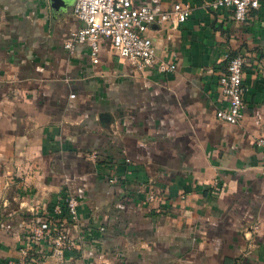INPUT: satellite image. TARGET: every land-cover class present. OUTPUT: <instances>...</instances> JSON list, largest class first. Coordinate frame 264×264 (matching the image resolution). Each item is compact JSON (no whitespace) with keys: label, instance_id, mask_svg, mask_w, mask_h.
I'll list each match as a JSON object with an SVG mask.
<instances>
[{"label":"crops","instance_id":"0c3cea01","mask_svg":"<svg viewBox=\"0 0 264 264\" xmlns=\"http://www.w3.org/2000/svg\"><path fill=\"white\" fill-rule=\"evenodd\" d=\"M132 1L192 7L145 34L175 73L140 70L104 38L98 63L89 44L67 50L76 0H0V264L20 258L31 210L65 192L77 247L43 264H264V0L245 23L213 0ZM236 55L246 109L231 125L217 112Z\"/></svg>","mask_w":264,"mask_h":264},{"label":"built area","instance_id":"2783aa9c","mask_svg":"<svg viewBox=\"0 0 264 264\" xmlns=\"http://www.w3.org/2000/svg\"><path fill=\"white\" fill-rule=\"evenodd\" d=\"M261 0H213L207 9L213 13L230 11L235 21L245 23L252 11L260 8ZM74 15L84 23V27L72 34L65 48L73 52L77 45L89 44L93 61L98 63L101 40L110 42V50L120 59L128 61L140 70L149 69L162 75L177 71V64L160 59L152 40L145 36L155 23H165L175 19L186 22L193 14L188 4H176L171 13L156 14L146 7H135L132 0H76ZM247 64L245 56L236 55L229 59L226 72L220 78V87L227 100V106L217 112L219 120L238 125L244 117L246 104L244 72ZM256 145L264 148V138ZM91 158L96 159L93 154ZM130 163V160H127ZM125 177H123V180ZM119 178L110 179L111 183ZM219 188V182L215 183ZM149 202L160 203L162 196L154 188L147 193ZM79 200L71 193L60 194L55 202L31 210L34 220L26 235L24 246L17 261L3 264H43L49 256L63 258L66 252L77 247V241L66 230L64 221L77 224L79 221Z\"/></svg>","mask_w":264,"mask_h":264},{"label":"trees","instance_id":"16d2710c","mask_svg":"<svg viewBox=\"0 0 264 264\" xmlns=\"http://www.w3.org/2000/svg\"><path fill=\"white\" fill-rule=\"evenodd\" d=\"M229 264H239V259L236 260H229Z\"/></svg>","mask_w":264,"mask_h":264}]
</instances>
